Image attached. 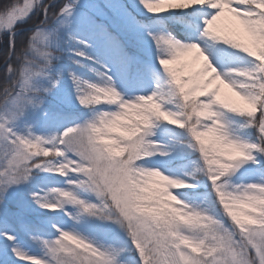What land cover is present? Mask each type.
Listing matches in <instances>:
<instances>
[{
  "label": "trees",
  "instance_id": "obj_1",
  "mask_svg": "<svg viewBox=\"0 0 264 264\" xmlns=\"http://www.w3.org/2000/svg\"><path fill=\"white\" fill-rule=\"evenodd\" d=\"M167 3L0 0V114H12L9 127L17 132L8 139L10 154L23 159L17 173L21 190L13 198L5 190L0 196V264L13 251L37 250L45 238H93L94 233L69 228L70 209L59 203L69 180L64 138L82 122L94 124L89 138L105 155L114 196H126L130 214L145 220L151 231L149 245H141L133 234L106 229L109 245L123 255L121 264H156L155 244L160 260L170 264H208L217 253L226 257L228 251H238L235 209L219 195L221 181L214 179L216 164L231 156L204 125L218 102L264 179V68L246 76L238 72V86L252 97L251 104H220L208 82L199 79L204 74L188 69L184 55L215 9L200 12L190 5L169 11ZM253 7L264 13V7ZM256 36L264 42L262 21ZM218 40V46L227 45L226 39ZM228 46L238 57L252 52L239 40ZM223 52L232 54L229 48ZM163 63L176 80L185 73L187 87L165 79L153 82L147 102L124 100L128 108L140 110L128 117L127 127L105 121L138 80H157L154 66ZM154 139L168 143L153 145ZM5 155L0 152L1 158ZM238 158L233 151L231 166ZM168 171L182 188L166 182ZM152 174L160 177L158 183L151 181ZM74 200L78 214L92 222L97 216L106 224L118 218L114 198L99 205L80 190Z\"/></svg>",
  "mask_w": 264,
  "mask_h": 264
},
{
  "label": "rangeland",
  "instance_id": "obj_2",
  "mask_svg": "<svg viewBox=\"0 0 264 264\" xmlns=\"http://www.w3.org/2000/svg\"><path fill=\"white\" fill-rule=\"evenodd\" d=\"M184 4L188 6H183ZM190 5L200 9V12L209 6L215 10L211 17L204 19V26L197 31L192 45L184 52L188 69L204 74L205 77L199 79L208 82V88L220 99V104L238 106V100L251 104L252 97L238 86V72L246 76L250 71L261 72L264 68V42H259L256 36V26L260 21L264 22V13L253 7L254 5L264 7V0H168L167 8L169 11H179ZM219 38L226 39L227 45L218 46ZM230 39L249 45L252 52L238 57V52L228 46L231 44ZM227 48L232 50L231 55L223 52ZM154 68L157 80L153 78L148 81L138 80L136 88H132L129 95L122 96L121 106L113 108L106 115L105 121L114 127H127L128 117L131 114L137 116L140 110L128 108L124 100L147 102L148 89L153 82H162L165 79L171 85L187 87V80H183L185 73L183 76L177 75L179 80H176L167 74L166 63ZM107 76L109 77L108 74ZM65 80L68 83L73 82L70 75H67ZM90 87L93 88V85ZM96 91L103 93L99 88ZM208 119V126L204 125L207 133L220 139L228 150V156H231L228 159L222 157L215 166L214 179L217 182L221 181L223 188L218 193L223 199L231 202L235 209L234 215L238 219V240L235 243L238 251L235 249L228 251L226 257L217 253L208 264H264V179L257 175L253 167L254 162L247 155L249 148L242 143L241 137L233 128L234 123L218 102L209 113ZM12 122L13 116L9 111L0 114V152L6 154L3 158L0 157V196L2 190H5L11 198L21 190L17 173L23 161L22 156L15 158V155L10 154L11 146L8 139L17 132L16 129L9 127ZM92 126L94 124L90 122H82L65 135V164L69 180L63 188L64 193L59 198V203H65L70 209L69 228L94 233L93 238L88 236L75 238L69 235L45 238L39 240L37 250L27 247L8 253L6 264H121L123 255L115 252L107 240L108 227H113V230H118L122 235L133 234L141 245H149L151 242L150 228L145 220L130 214L127 197L114 196L105 155L89 138ZM167 143L165 140L154 139L153 145ZM233 151H238L240 158L232 167L230 162ZM166 174L169 176L166 182L171 187L184 186L173 173L168 171ZM152 175L151 181L158 183L160 177ZM80 190L91 195L99 205L105 204L108 197L114 198L118 218L111 222L112 224L108 222L106 224L103 217L97 216L92 222L88 216L79 215V207L74 199ZM2 214L0 208V220ZM193 235H196V232H193ZM15 236L18 240H24L20 234ZM152 251L156 255V264H170L169 261L160 260V250L156 244Z\"/></svg>",
  "mask_w": 264,
  "mask_h": 264
}]
</instances>
